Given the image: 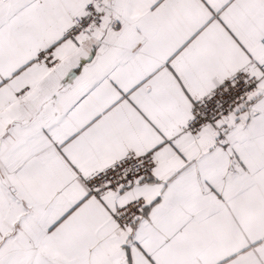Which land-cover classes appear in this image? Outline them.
Segmentation results:
<instances>
[{
	"label": "snow or ice",
	"instance_id": "obj_1",
	"mask_svg": "<svg viewBox=\"0 0 264 264\" xmlns=\"http://www.w3.org/2000/svg\"><path fill=\"white\" fill-rule=\"evenodd\" d=\"M0 264H264V0H0Z\"/></svg>",
	"mask_w": 264,
	"mask_h": 264
}]
</instances>
